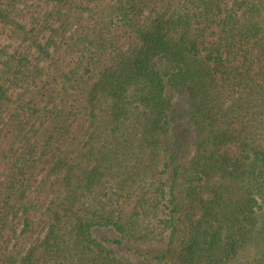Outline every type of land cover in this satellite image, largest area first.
I'll use <instances>...</instances> for the list:
<instances>
[{
	"label": "trees",
	"instance_id": "16d2710c",
	"mask_svg": "<svg viewBox=\"0 0 264 264\" xmlns=\"http://www.w3.org/2000/svg\"><path fill=\"white\" fill-rule=\"evenodd\" d=\"M0 20V264H264V0Z\"/></svg>",
	"mask_w": 264,
	"mask_h": 264
},
{
	"label": "rangeland",
	"instance_id": "374dc122",
	"mask_svg": "<svg viewBox=\"0 0 264 264\" xmlns=\"http://www.w3.org/2000/svg\"><path fill=\"white\" fill-rule=\"evenodd\" d=\"M7 1H11L12 3H16L18 8L23 7L25 5H29L32 3V0H7ZM13 17L17 20H19V18L16 15H13ZM28 21H26V23H28ZM47 36H49V33L46 34V38ZM19 44V33L17 31H15L14 26L7 23V22H3L0 20V47L5 48L7 51H12L17 45ZM2 58L0 57V60ZM0 68H1V63H0ZM199 214V210L196 212V215L193 216V220H196V218H198ZM227 217H222L220 218V222L222 223V225L224 226L222 229V234H223V239L225 238L226 240H228V236H227V232H228V227L230 226L229 222L226 221ZM238 222V221H237ZM236 222V223H237ZM218 223V222H216ZM235 228H238V224L235 225ZM256 249L257 248V244L255 245V242L251 243V248L249 247V250L247 251L246 257L244 256L245 252H242V260L245 257V262H251V260L253 259L255 253H256ZM248 256H251L250 259H247ZM233 264V263H230Z\"/></svg>",
	"mask_w": 264,
	"mask_h": 264
}]
</instances>
